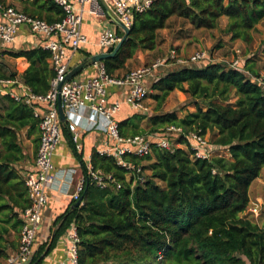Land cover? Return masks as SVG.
Returning <instances> with one entry per match:
<instances>
[{
    "label": "trees",
    "instance_id": "1",
    "mask_svg": "<svg viewBox=\"0 0 264 264\" xmlns=\"http://www.w3.org/2000/svg\"><path fill=\"white\" fill-rule=\"evenodd\" d=\"M33 4L36 9L26 7L25 12L49 23L64 15L52 0H33ZM171 16L205 29L215 28L224 16L227 23L222 31L231 40L249 44L256 24L264 19V0H153L147 10L132 14L129 31L118 50L102 60L106 72L115 75L138 50L154 49L157 31ZM116 31L122 34L118 27ZM262 43L264 55V38ZM6 53L27 60L21 79L33 92L48 90L54 72L47 49L36 46ZM241 66L244 70L217 61L201 67L181 66L151 84L155 111L174 90L193 98L195 109L181 117L174 111L149 116V133L160 132L168 125L180 126L186 132H211V146L226 151L229 158H192L188 142L179 136L176 143L185 148L152 144L151 152L144 157L149 163L142 166L145 181L130 187L125 168L93 148L92 167L112 173L121 186L102 188L85 179L81 203L74 206L76 200H70L55 219L58 226L48 250L74 225L78 264H264V227L241 215L249 204L248 188L264 166V86L253 79L260 72L251 57L244 58ZM14 76V71H0V78ZM0 102L1 260L17 249L20 213L29 204L18 168L26 158L18 133L26 128L28 135H34L35 154L39 130L31 107L1 94ZM146 117L134 113L118 121L120 134H143L140 122ZM61 128L66 130L65 124ZM69 140L80 172L86 176L82 152L75 150L70 136ZM142 158L132 157L130 161L140 164ZM42 248L29 264L40 263Z\"/></svg>",
    "mask_w": 264,
    "mask_h": 264
},
{
    "label": "built area",
    "instance_id": "2",
    "mask_svg": "<svg viewBox=\"0 0 264 264\" xmlns=\"http://www.w3.org/2000/svg\"><path fill=\"white\" fill-rule=\"evenodd\" d=\"M62 8L63 17L49 23L42 18L32 16L22 10L0 2V45L13 43L20 26L43 40V48L50 52L49 62L54 75L46 92L35 93L22 79L16 77L0 78V94L31 107L33 116L38 120V147L35 153L33 168L25 172L23 179L27 189L29 204L20 213L22 226L19 232L17 249L0 261V264H25L33 252V245L41 225L42 211L47 201V190L56 184L53 156L61 138V124H65L74 148L81 152L80 136L83 133L95 131L101 135L100 143L94 149L100 155L112 157L116 164L127 171L125 179L133 187L146 179L141 164H133L130 158H142L151 152L152 144L159 148L173 149L171 139L183 136L192 150V158L211 159L215 150L206 134L200 130L185 131L180 126L168 125L160 132L143 133L123 136L119 132L118 121L114 116L125 104L132 111L148 115L150 108L145 105L149 90L145 80L151 77L156 69L167 64L190 66L199 61L215 62L206 51H195L190 56H182L175 48L150 64L131 69L123 75H109L102 61L94 62L96 72L83 79L69 77L70 59L82 45L88 43V38L81 30L82 16L85 5L89 4L87 12L103 17L109 14V22L115 27H105L99 31L95 45L103 51L114 47L123 37L124 28H130L133 13L147 10L153 0H52ZM116 18L123 26L114 22ZM117 27L122 31L118 34ZM102 51V52H103ZM238 52V51H237ZM227 66L244 70L241 60L232 57L221 59ZM255 81L264 86V71ZM125 88L121 98H111L112 89ZM62 108L64 121L59 116L58 107ZM155 138V139H153ZM178 146V143L175 144ZM86 166V176L80 175L75 183L71 200H78L83 191L85 179L91 180L99 187L114 184L120 188L110 172L90 164V156L82 158ZM258 215V206L249 209ZM68 245L66 256L69 264L77 262L76 228L71 225L64 234Z\"/></svg>",
    "mask_w": 264,
    "mask_h": 264
},
{
    "label": "crops",
    "instance_id": "3",
    "mask_svg": "<svg viewBox=\"0 0 264 264\" xmlns=\"http://www.w3.org/2000/svg\"><path fill=\"white\" fill-rule=\"evenodd\" d=\"M0 2H2L5 5L13 6L18 10H22L24 12L26 7L30 9H36L37 7L35 4H33V0H0ZM87 8H89V4L85 5L86 11L83 12L81 30L88 38V43L82 45L75 53L72 54L69 64L70 71L76 68L77 66L82 65L81 68H79L73 74V77H76L78 79H83L87 76L93 75L96 72L94 64L90 62V56L95 53H99L103 51L102 49H99V47L96 45L95 46L97 47V49L91 47L92 45L94 46L95 39L97 38L99 31L105 27H110V28L115 27L114 23L109 22L108 13H106V16L96 17L90 14L89 12H87ZM164 29L166 28L159 29L157 31L156 47L154 49L138 50L131 59H128L126 61L124 68L117 70L115 72V75H123L124 73L128 72L131 69H135L137 67L150 64L155 59L165 55L168 52V50L172 47L169 46L170 40H168L167 36H164V38H159V35L163 33ZM195 44L200 45L201 42L198 43L194 42L192 45H190L188 41L186 42L182 40L178 42L179 46L175 47V49L180 53V55L187 57L193 54L195 51H197L196 49L193 50V46ZM36 46H43V40L39 36L31 33L26 26H20L18 28V33L13 43L0 45V71L4 74H9L11 71H14L15 72L14 77L21 79L22 72L28 66L27 60L24 57H12L6 52L16 51L18 49H23V48L36 47ZM234 51L235 53H237L238 50L235 49ZM86 52L89 53L88 56L86 55ZM206 63L208 62L199 61L192 63L190 66L201 67ZM161 67H165L166 70L165 69L159 70ZM161 67L156 69L153 75L145 80V85L150 93H152L153 91L149 89V85L151 86V84L154 81H156L159 77L163 76L168 71L180 68L181 65L167 64ZM261 72L263 71H260V73ZM124 91L125 88L123 90L122 88L112 89L111 98L112 99L121 98L123 96ZM177 92H181V91L174 90L170 92L166 98V101L169 99V97H171V95H176ZM122 106H126V105L123 104ZM189 111H193V110H189ZM2 112H3V107L0 114ZM127 115L126 118L129 117L131 114L128 113ZM22 129H26V128H22ZM69 136L70 135L67 130L62 131L61 138L56 146L55 153L53 156V162H54L55 174H56V184L55 186L47 190L46 193L47 201L42 211L41 225L39 227L33 245V252L28 262L25 264H29V262L32 259V256H34V254H36L41 247H43L40 253V257H42V259L39 264H69L66 256V249L68 242L64 235L60 236L57 239L55 245L48 250V246L51 243L52 238L54 236V232L58 226V224L54 223L55 219L60 214H62L68 207L71 200L70 194L74 191L76 180L81 175L79 163L70 148ZM100 138L101 135L95 131H90L81 134L80 143L82 146V150H81L82 158L86 159L90 156L94 146L100 143ZM85 146L88 148L87 153H84ZM177 147H182V145L178 144ZM85 155L87 156L85 157ZM226 155L229 158V154L225 151V156ZM25 160L27 162L24 164V166L18 164V168H20L21 174L23 176L25 172L33 168V164H34V159L28 161L25 158L23 161L25 162ZM261 174H262V169L260 171L259 176L252 181V183L248 188V196L250 201H251L250 192L256 191L258 184H262L264 186V178H263L264 175L263 177H261L262 176ZM255 200L261 201L263 200V197L256 195ZM245 213L246 211H244L241 215H245ZM253 217H255V219L259 217V220L255 222L258 223L260 226L264 227V213H262L260 216L253 214ZM11 237L13 238V235H11ZM15 240L17 241L18 237L15 238Z\"/></svg>",
    "mask_w": 264,
    "mask_h": 264
},
{
    "label": "rangeland",
    "instance_id": "4",
    "mask_svg": "<svg viewBox=\"0 0 264 264\" xmlns=\"http://www.w3.org/2000/svg\"><path fill=\"white\" fill-rule=\"evenodd\" d=\"M226 23H227V18L222 16L219 18L215 28L212 29L195 28L192 25H190L187 20L177 16H171L170 18H168L166 22V26L164 27L166 29H164L163 33L159 35V38H164V36H167L168 40H170V44L169 43L168 44L172 48L179 46L178 42L182 40L186 42L188 41L190 45H192L194 42L195 43L201 42L202 45L195 44L193 46V50L194 49H196L197 51L204 50L217 62L220 61L222 58L230 60L233 56L240 58L241 61L246 57H251L255 62L256 70L259 72L264 71V55L261 52V48L263 47L262 40L264 38V19H262L260 22L256 24L255 29L252 31L253 40L249 44H246L239 39L231 40L230 36L222 31ZM91 47L97 49L95 44L94 46L92 45ZM234 48L238 50L237 53H235ZM161 69L166 70L165 67H161L159 70ZM149 89H151L150 85H149ZM150 94L151 93L149 92L147 100H145L144 102L145 105H148V107H150V112L148 115H146L147 117L140 122V127L145 130L144 134L150 132L147 122H148V117L151 115H154L156 113L174 111L176 112L177 116L181 117L184 114H186L187 111L195 109L193 98L189 97L183 92H177L176 95H171V97H169V99L165 101V103L163 104V106L159 111H155L156 102L151 97ZM234 100L235 98L232 97L230 99V102L233 103ZM198 102L201 106H204L202 100H198ZM2 104L3 103L0 102V112L2 111ZM128 113L132 115L136 112L132 111L127 106H122L121 109L116 113L114 118L117 121L124 120ZM212 135L213 134L211 132H207L206 137L208 138L209 141L211 140ZM33 137L34 136L27 134L26 129H21L18 133L19 142L24 150V153L26 154V159L28 161L35 159V154L33 151V147H34ZM171 143L173 148L176 147L175 137L171 139ZM182 147L185 148L184 145H182ZM87 149L88 148L85 146L84 153H87ZM214 155L225 156V151L217 150V152H215ZM86 156L87 155H85V157ZM225 157H227V155ZM26 162H27L26 160L25 162L22 161L20 165L24 166ZM139 163L142 166H147L149 162L143 157L142 159L139 160ZM147 173L149 174L148 171ZM261 175H262L261 177H263L264 175V166L262 167ZM160 184L163 185V182H160ZM256 195L263 197V200L261 201L255 200ZM250 198L251 201L249 200L250 202L248 204L244 216H247L254 221H258L259 217L255 219V217H253V213L250 212L249 209L251 207L258 206V210H259L258 215L260 216L262 213H264V186L262 184H258L257 190L250 192Z\"/></svg>",
    "mask_w": 264,
    "mask_h": 264
},
{
    "label": "water",
    "instance_id": "5",
    "mask_svg": "<svg viewBox=\"0 0 264 264\" xmlns=\"http://www.w3.org/2000/svg\"><path fill=\"white\" fill-rule=\"evenodd\" d=\"M114 22L117 24V25H120V26H123L121 24V22H119L116 18L113 19ZM125 29V33L122 37V39L114 46V47H108L106 48L105 51L103 52H99V53H95L93 55L90 56V62L91 63H94L96 61H102L103 59L107 58V57H111L113 56L116 51L118 50L119 46L121 45L122 41L124 40L125 36L127 35L129 29L128 28H124ZM82 65H79L77 66L76 68H74L73 70H71L67 76H66V79H68L69 77H72L73 74L79 69L81 68ZM58 111H59V116H60V119L61 121L63 122L64 121V115H63V111H62V108L59 106L58 107ZM81 200H82V197L80 196V198H78V200L75 201L74 203V206H78L80 203H81Z\"/></svg>",
    "mask_w": 264,
    "mask_h": 264
}]
</instances>
